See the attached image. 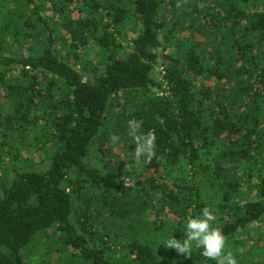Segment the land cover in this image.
Returning <instances> with one entry per match:
<instances>
[{
	"label": "trees",
	"instance_id": "obj_1",
	"mask_svg": "<svg viewBox=\"0 0 264 264\" xmlns=\"http://www.w3.org/2000/svg\"><path fill=\"white\" fill-rule=\"evenodd\" d=\"M94 46L85 80L69 59ZM127 93L136 100L120 104ZM112 116L129 165L118 173L84 165L93 147L111 153L101 134ZM27 139L51 144L50 163L15 162L8 179ZM205 208L237 264H260L255 244L241 247L264 220V0H0V264H52L25 253L54 236L42 247L66 262L217 264L163 245Z\"/></svg>",
	"mask_w": 264,
	"mask_h": 264
},
{
	"label": "rangeland",
	"instance_id": "obj_2",
	"mask_svg": "<svg viewBox=\"0 0 264 264\" xmlns=\"http://www.w3.org/2000/svg\"><path fill=\"white\" fill-rule=\"evenodd\" d=\"M105 1V0H103ZM123 1H126V0H123ZM74 6H77V2L75 3ZM72 8H77V7H72ZM106 10L107 9H102V17L105 18V21H107L109 18H108V15L106 14ZM49 15H51V13H49ZM74 17H77V14L76 12H74L73 14ZM139 22H138V18L137 16L135 15V12L133 9L130 10L126 20H125V26H123V35L127 36L128 35V39L126 41H123V45H125L127 48H129V43L132 39H134L136 37V31H137V26H138ZM64 37H66V35L64 34ZM163 40V38H162ZM164 45V44H163ZM64 48H66V45L64 46ZM29 49H24L23 53H28ZM97 49L95 50V46L90 48V47H82L80 48L78 54H79V59L78 60H74V59H69V61L71 62V64L73 65V67L85 78V80H93L95 78L94 76V72L92 70V65L93 63L95 64L97 62L96 58V54H97ZM130 51V49L128 50ZM159 53H160V57L162 58L163 55H164V51H163V48H160L159 49ZM167 53V52H166ZM165 53V54H166ZM93 62H90L92 61ZM163 68H162V65H161V59L159 60V63L156 67V70H155V78L161 82L163 80ZM151 91L152 92H158V94H163L164 92L161 91V90H158L157 87H153L151 86L150 87ZM125 98H129L130 101L134 102L136 100V97L133 96L131 93H127V94H122L120 97H119V102L120 104L123 105V102H124V99ZM115 121V117L112 116L109 123H107L105 125V128H104V131L103 133L101 134V139L104 140L105 142V146L107 145L108 146V149H111V153H107L106 155H101L99 154L95 148L93 147L92 149V153L90 154V156H88L85 161H84V165L86 167H104V163H107V165L109 166V168H112L113 166L115 168H118L117 170V173L120 172V169L123 168L120 164L121 160H123V166H125V168H128V164L127 161L128 159L127 158H124L125 156V153L123 152V147L125 145L124 143V140L121 141V143L117 146H114L113 144V141L111 139V134L110 132L112 131L111 129V125H112V122ZM35 133L32 132L30 133V136L34 135ZM30 139V138H29ZM29 139H27V141H25V146L28 145L29 143ZM11 141L13 142H17V140L15 139L14 140V137H13V140L11 138ZM99 143V142H98ZM22 149V151H20L21 153V157L18 158L16 156H9V158H7L6 160V164L5 166L8 168L7 171H5L4 174H6V177L8 179H10V177H14V172L10 170V165L11 164H14L15 162L17 164H15V167H17L19 170H35V171H43L45 170L49 163H50V149H51V144L48 143L46 146H40L39 149L37 148V146H34V145H29L26 146ZM114 146V147H113ZM44 147V150H41L40 148H43ZM104 147V146H103ZM19 153V152H18ZM124 154V156L120 159V160H116V158H114V155L113 154ZM125 164V165H124ZM124 169V168H123ZM251 231L250 233L248 234H245L244 235V240L246 241V243L244 241H242L243 243H245L243 246L244 247H241V248H246V249H249L250 250V246L252 244H255L253 246L254 250L249 254L250 256V262L255 261L256 259L257 260H261L260 264H264V220H261L257 223H254L252 226H251ZM49 236V234H48ZM55 236L53 237V240L52 239H46L48 240L47 242L40 244L37 243L32 249L30 250H27L25 255H26V262L29 263V262H38V257H42L43 258V255L44 254H48L50 252V259H51V263L52 264H64V263H68V264H82V262H80L79 260H76L77 257H72L69 258L68 255H66L65 257L67 258V262L66 261H62L61 258H59V254L60 252H57V250L52 254V250L51 251H47L45 250L42 246H46L47 249L49 248V242L50 241H55ZM243 240V238H238L237 240ZM241 246V245H240ZM54 248H57V245L55 244ZM71 251L69 250L68 253H70ZM244 260V258H243ZM246 264V263H244Z\"/></svg>",
	"mask_w": 264,
	"mask_h": 264
},
{
	"label": "clouds",
	"instance_id": "obj_3",
	"mask_svg": "<svg viewBox=\"0 0 264 264\" xmlns=\"http://www.w3.org/2000/svg\"><path fill=\"white\" fill-rule=\"evenodd\" d=\"M153 139L146 138L144 148L150 150ZM212 221V212L205 208L200 214L187 220L185 239L172 235L163 245L184 255H189L194 246L201 250L203 256L217 264H237L235 256L225 251V237L219 229L213 227Z\"/></svg>",
	"mask_w": 264,
	"mask_h": 264
}]
</instances>
